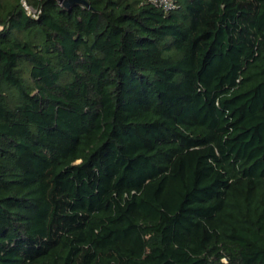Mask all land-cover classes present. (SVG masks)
I'll return each instance as SVG.
<instances>
[{
  "label": "trees",
  "instance_id": "16d2710c",
  "mask_svg": "<svg viewBox=\"0 0 264 264\" xmlns=\"http://www.w3.org/2000/svg\"><path fill=\"white\" fill-rule=\"evenodd\" d=\"M62 1L0 0V264H264V0Z\"/></svg>",
  "mask_w": 264,
  "mask_h": 264
},
{
  "label": "built area",
  "instance_id": "2783aa9c",
  "mask_svg": "<svg viewBox=\"0 0 264 264\" xmlns=\"http://www.w3.org/2000/svg\"><path fill=\"white\" fill-rule=\"evenodd\" d=\"M144 1L161 8L165 12H169V11L175 9V6H174L172 0H144ZM22 5H23L26 12L33 15L34 17H37V15H38L37 9L30 6L26 1H22Z\"/></svg>",
  "mask_w": 264,
  "mask_h": 264
},
{
  "label": "water",
  "instance_id": "95a60500",
  "mask_svg": "<svg viewBox=\"0 0 264 264\" xmlns=\"http://www.w3.org/2000/svg\"><path fill=\"white\" fill-rule=\"evenodd\" d=\"M62 2H63V7L65 8L71 7L74 3H79L86 6L88 5L85 0H63Z\"/></svg>",
  "mask_w": 264,
  "mask_h": 264
},
{
  "label": "rangeland",
  "instance_id": "374dc122",
  "mask_svg": "<svg viewBox=\"0 0 264 264\" xmlns=\"http://www.w3.org/2000/svg\"><path fill=\"white\" fill-rule=\"evenodd\" d=\"M11 0H6V2H10ZM27 79H28V75H27ZM30 81L28 80V83H29Z\"/></svg>",
  "mask_w": 264,
  "mask_h": 264
}]
</instances>
